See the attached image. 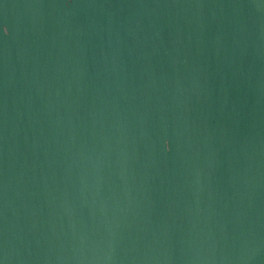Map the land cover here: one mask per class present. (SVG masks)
<instances>
[{
  "label": "water",
  "instance_id": "water-1",
  "mask_svg": "<svg viewBox=\"0 0 264 264\" xmlns=\"http://www.w3.org/2000/svg\"><path fill=\"white\" fill-rule=\"evenodd\" d=\"M0 264H264V0H0Z\"/></svg>",
  "mask_w": 264,
  "mask_h": 264
}]
</instances>
